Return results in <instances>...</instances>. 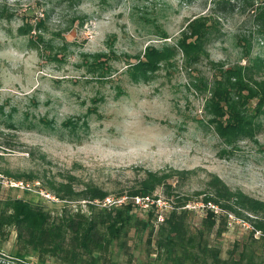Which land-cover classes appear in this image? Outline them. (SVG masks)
Returning a JSON list of instances; mask_svg holds the SVG:
<instances>
[{"label": "rangeland", "instance_id": "obj_1", "mask_svg": "<svg viewBox=\"0 0 264 264\" xmlns=\"http://www.w3.org/2000/svg\"><path fill=\"white\" fill-rule=\"evenodd\" d=\"M213 7L212 0H0V175L14 179L5 170L39 175L29 182L32 193L1 184L0 197L26 195L56 213L65 202L42 188L47 179L72 177L78 189L96 184L117 196L144 178L146 169L175 168L190 171L168 180L173 194L159 186L153 195L177 203V192L199 205L206 202L204 193L195 192L208 190L209 179L217 174L229 187L264 200V114L259 116L256 142L242 139L237 149L221 155V138L204 115L205 96L189 86L179 55L176 65L160 68L151 81L134 83L125 73L127 61L136 60L145 45L173 42L188 19ZM249 15L238 3L217 14L221 32L208 43L210 60L224 65L246 61L239 57L234 35L252 30ZM40 17L46 18L44 26L21 33L20 26L27 21L36 24ZM159 31L168 38L162 39ZM252 40L250 57L264 58V39L254 34ZM98 52L107 54L102 57L111 72L99 80L84 63ZM198 66L197 72L210 77L213 68L208 61ZM117 84L123 94L117 92ZM67 119L76 120V129L64 124ZM37 190L50 193L53 200H45ZM80 201L86 209L82 199L69 205L75 208ZM201 216L193 213L190 229ZM227 227L208 237L211 243L220 242L223 257L229 256L234 240L244 243L250 228L236 222ZM15 234L13 229L6 240L0 236V261H13L7 254L18 248ZM146 234L129 230L125 241L112 245L113 260L158 264L149 254L153 242L147 244ZM252 242L257 262L264 264V240ZM29 259L33 264L40 260L36 253ZM45 262L68 264L54 257Z\"/></svg>", "mask_w": 264, "mask_h": 264}, {"label": "trees", "instance_id": "obj_2", "mask_svg": "<svg viewBox=\"0 0 264 264\" xmlns=\"http://www.w3.org/2000/svg\"><path fill=\"white\" fill-rule=\"evenodd\" d=\"M212 1L215 8L207 14L200 13L188 19L173 42L145 45L143 53L135 56V62L127 61L125 73L134 83L151 81L160 68L168 69L169 66L176 65L175 58L179 55L180 65L189 76V86L205 96L204 115L208 125L221 138L223 147L220 148V153L225 155L237 149L242 139L256 142L261 129L259 116L264 114V58L258 54L253 58L250 56L254 34L264 39V0ZM237 3L242 13L246 10L250 12L254 27L247 34L238 32L234 35L235 43L241 48L239 57L246 58V61L237 60L224 65L219 60H210L208 43L221 32L217 14ZM45 20L46 18L40 17L35 21L36 24L27 21L26 25L20 26L21 33L26 34L34 27L40 29ZM159 32L162 39L168 38L166 32ZM41 35L37 37L41 39ZM102 56L107 57V54L98 52L92 59L86 57L84 61L86 70L97 80L111 75L110 66ZM204 59L213 68L210 77L197 72L198 64ZM116 88L118 93H124L120 84ZM97 99L99 97L95 100ZM43 121L48 122L46 119ZM64 124L71 130L76 129V120L67 119ZM5 171L15 180L22 179L26 183L39 176L33 171ZM188 171L190 170L173 168L156 172L146 169L144 178L136 185L127 191L119 190L117 194L124 191L127 195L152 194L159 186H163L167 195H171L173 187L168 180L178 173L187 174ZM208 185V190L197 191L195 194L204 193L202 200H210L222 211L215 214L209 208H204L198 224L190 229L189 219L196 213L195 209L184 207L188 199H191L190 195L181 196L174 192L177 194L175 203L179 207L175 206L156 225L153 211L142 215L133 203L126 202L113 207L95 204L93 199L102 200L110 193L96 184L78 189L74 186L72 177L70 180L60 181L54 177L47 179L42 188L49 189L64 200L61 210L55 213L43 201L26 195L0 197V236H4L6 240L13 229L16 231L18 248L12 254L20 259L16 264L30 263L29 258L35 253L40 258L37 264H45L49 257L68 264H125L113 260L112 245L125 241L129 230L133 228L147 233V244L153 242L149 254L158 264H260L252 241L264 240V200L229 187L217 174L211 176ZM10 188L19 189L12 186ZM22 190L27 194L32 193L26 187ZM38 193L44 196L40 191ZM43 198L53 200L46 196ZM75 199L85 200L86 209H83L81 201L75 208L71 207L69 204ZM229 213L247 220L252 227L247 228L248 237L243 240L244 243L234 240L229 256L223 257L220 255V242L211 243L208 237L212 232L220 235L228 229ZM256 230L260 232L257 237L254 235ZM2 259L4 261H0V264L13 262L8 257ZM261 261H264V257Z\"/></svg>", "mask_w": 264, "mask_h": 264}, {"label": "built area", "instance_id": "obj_3", "mask_svg": "<svg viewBox=\"0 0 264 264\" xmlns=\"http://www.w3.org/2000/svg\"><path fill=\"white\" fill-rule=\"evenodd\" d=\"M0 184L4 185H8V186H12L15 188L18 187H26L28 189L30 188V184L26 183L24 180L22 179H18V180H14L11 179L10 177H6L3 175H0ZM42 193V192H41ZM45 196H49V197H53L52 195H50V193H43ZM95 204H97L100 207H113V206H118L121 205L123 203L126 204V202H130L133 203L135 208L139 210L140 213H146L148 211H153L154 216L156 217L155 223L156 225L159 224L165 217V214H168L170 211H172L175 206L176 203L173 201H171V199H168L167 197L163 196V195H153V194H146V195H139V194H131V195H127V194H117V196H110V194L106 195L102 200H98V199H93L92 200ZM85 202V200H84ZM205 203V205H204ZM202 202L201 204L197 205V203H191L188 202V204L184 205V207H189V208H193L195 209V211L197 212H201V214L203 213V209L204 208H209L211 211H213L215 214H218L219 212L222 211V209L220 207H218L217 205L211 203L210 200H207L206 202ZM179 207V206H176ZM201 207V209H199ZM199 209V210H198ZM229 222L228 224L231 225L232 222H236L238 223L240 226L244 227H252L251 224L247 221V220H243L241 218H238V216H235L233 213H229ZM254 235L257 237L260 235V232L258 230L255 231ZM8 256H10L11 258H13V261L16 263L18 260H20L19 258L7 254ZM29 264H33V263H29ZM37 264V263H35Z\"/></svg>", "mask_w": 264, "mask_h": 264}]
</instances>
